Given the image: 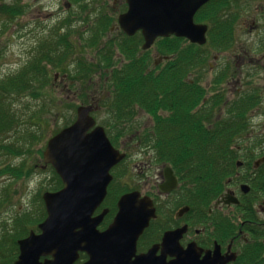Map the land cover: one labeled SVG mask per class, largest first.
I'll return each mask as SVG.
<instances>
[{
  "label": "flooded vegetation",
  "instance_id": "flooded-vegetation-1",
  "mask_svg": "<svg viewBox=\"0 0 264 264\" xmlns=\"http://www.w3.org/2000/svg\"><path fill=\"white\" fill-rule=\"evenodd\" d=\"M19 3L22 5L21 0ZM118 8L120 13L116 21L108 25L110 38L107 40L114 46L117 41H128L137 48H134L136 58L141 59L150 50L143 49L141 30L128 35L118 23L119 15L128 10L127 0H117L112 6H106L105 11L109 16L113 14L109 9L116 14ZM193 21L206 25L204 43L176 35L167 39L158 37L152 43L151 47L158 40H168L167 52L155 51L157 58L153 59L152 68L160 67L165 61L166 69L179 77V82L169 87L168 96L156 94L150 108L133 107L118 123L119 137L113 138L112 143L125 157L111 171L124 163L131 166L128 152L118 147L124 138L133 143V148H128L141 153L139 147L146 141L145 137H140L145 130L140 129L143 117L147 116L146 122L152 128L146 130L148 141L154 136L157 120L166 119L174 127H183L182 137L172 136L176 142H184L186 151L177 153L181 160L176 162L175 153L168 152L164 143L158 146L157 139L150 147L152 154L148 160L146 154L143 157L145 164L155 167V186L150 196L155 216L138 238L136 251L146 252L152 246L158 252L174 251L175 247L183 251H201V255L206 251H219L222 256L231 257L226 264H264V125L258 126L253 121L258 107L254 109L252 99L254 95L262 96L264 103V83L254 84L246 72L240 75L239 81L234 79L238 68L243 66L261 65L264 69V0H207L196 10ZM240 30L249 39L238 41ZM209 41L210 49H204ZM230 48L234 59L223 60L222 54ZM212 49L213 61L217 64L214 66L208 58ZM119 53L123 60L127 59L123 51ZM205 69L211 74L210 79H206ZM261 78L264 80L263 75ZM236 83L239 89L234 92L230 86ZM107 95H111L109 91L102 96L98 90L94 91L86 106L99 107ZM165 97L168 105L162 109L160 101ZM207 139L211 145L204 144ZM208 159L215 160L210 163L215 165L214 177L208 175ZM40 167L47 166L41 164ZM130 191L149 196L134 188ZM104 208L108 207L105 204L98 207L94 215ZM104 219L100 230L111 222L105 224ZM31 231L40 232L38 228L27 230L24 237ZM170 232L175 233L168 235L165 241L164 235ZM11 252L13 258L9 264L19 255V251ZM6 253L0 251V262ZM88 258L85 251H77L75 258L66 256L61 264L70 261L71 264H84ZM166 259L172 257L167 254ZM49 260H53L51 254L41 255L38 261L43 264Z\"/></svg>",
  "mask_w": 264,
  "mask_h": 264
},
{
  "label": "rangeland",
  "instance_id": "rangeland-1",
  "mask_svg": "<svg viewBox=\"0 0 264 264\" xmlns=\"http://www.w3.org/2000/svg\"><path fill=\"white\" fill-rule=\"evenodd\" d=\"M0 1L7 4L13 0ZM116 2L117 0H21L23 11L11 21L4 12L0 11V93L6 92V81L4 82L2 79L23 69L26 62L37 55L42 42L45 44V50L43 53L39 51V54L42 53L40 58L45 54L50 44L56 45V49L49 54L60 58L66 53L64 42L68 41L72 46L70 54L66 58L70 72L62 71V68H54L48 64L50 79L39 97L32 98L28 92L22 95L9 92L11 95L7 102L10 104V113L12 114V110L14 113L17 111L24 121L13 124L12 129L7 128L3 134L4 140L7 141L4 143L9 144L14 140L21 143L24 141L23 137H27L28 131L36 133L25 141L26 148H23L21 153L0 154V251H7L0 264L11 263L13 258L11 251H18L17 245L14 247L11 243V238H20L27 230H33L37 226L44 211L41 195L44 191L52 190L56 184L57 175L52 167L47 166L44 169L40 167L43 164L42 151L47 140L76 119L77 107L81 104L87 105L86 101L94 91L98 90L101 96L109 91L110 99L116 100L118 87L110 80H113L111 76L115 69L119 68L122 61L124 62L126 59L123 60L117 45L112 46L111 54L108 55L109 62L100 59V55L105 54V49L109 45L107 40L110 38L108 25L114 19L116 21L117 15L120 13L119 8L116 14L115 10L113 12L112 9H109V12L113 14L108 16V12L105 11L106 6H112ZM103 13H106L109 19L100 18ZM100 23L102 24L100 25ZM105 25L106 27H104ZM239 25H241V21H239ZM94 33L98 36V40L94 45L89 46L90 38ZM112 35L117 36L116 33H112ZM244 39H249V37L243 35V31L240 30L238 41ZM166 44H168V40H158L147 51L149 68L153 66V59L157 58L155 51ZM211 45L209 41L204 45V49H210ZM161 53H163L162 49ZM213 54L214 49L210 54L208 53L212 66L217 65L213 61ZM231 56V48L222 54L223 60L225 58L234 59V56L232 58ZM166 64L163 61L155 72L163 71L165 74V71L168 70ZM77 69H80V72L85 69L86 76L79 79L75 75ZM203 72L206 73L207 69ZM243 72L251 75L254 84L264 83L261 78V75L264 76V69L261 65L249 64L247 67L238 68V74L234 79L239 81ZM79 74L82 75V73ZM206 77V79H210L211 74L207 72ZM230 87L235 92L239 89V83L232 84ZM107 96L103 99L104 101L109 98ZM255 98L254 109L258 108L255 110L253 121L261 126L264 125L263 97ZM104 104L108 105L107 100ZM105 106L104 108L101 106L99 112L94 113L93 116L97 124L104 127L108 136L111 139H116L119 137V128L111 126L110 115L107 114ZM146 120L147 116L140 119L142 126L140 129H145L140 135L141 138L146 137V130H152L150 123ZM3 124L6 126L5 121ZM144 139L146 141L141 145V148L139 147L141 153L130 149L133 148V143L127 138H124L118 145L120 149L128 152L127 160L131 166L128 167V163H124L113 169L114 180L110 185V194L105 202V206L108 208L115 204L119 195L124 191L134 188L149 196L153 193L155 167L145 163L152 154L150 147L156 139L154 141ZM145 154L146 159L143 158ZM125 168L127 171L124 170ZM10 171H15L16 174H11ZM26 212H30V215L35 219L26 216L21 224L20 233L12 234L15 232L12 226L14 219L23 216ZM149 231L151 232V229ZM5 234L9 238H7V242L3 240Z\"/></svg>",
  "mask_w": 264,
  "mask_h": 264
},
{
  "label": "water",
  "instance_id": "water-1",
  "mask_svg": "<svg viewBox=\"0 0 264 264\" xmlns=\"http://www.w3.org/2000/svg\"><path fill=\"white\" fill-rule=\"evenodd\" d=\"M206 1L127 0L128 10L119 15L118 23L128 35L141 30L144 49L157 37L171 34L204 43L206 25L195 24L193 16ZM92 110V106H79L75 122L48 140L44 163L54 167L63 187L43 193L47 215L38 225L40 233L31 231L18 240L20 254L13 264H41L39 257L47 254L53 260L43 264H61L66 256L75 258L77 251L87 252L84 264H226L231 257L219 251H206L201 256V251L175 247L157 254L152 246L137 253V240L155 216L151 199L138 191L123 194L111 223L104 230L98 229L107 209L95 216L93 213L106 197L112 180L110 169L124 155L112 146L101 126L90 130L95 125ZM174 233H166L165 241ZM167 254L174 258L166 260Z\"/></svg>",
  "mask_w": 264,
  "mask_h": 264
},
{
  "label": "trees",
  "instance_id": "trees-1",
  "mask_svg": "<svg viewBox=\"0 0 264 264\" xmlns=\"http://www.w3.org/2000/svg\"><path fill=\"white\" fill-rule=\"evenodd\" d=\"M20 0H15L14 2L5 5L3 4L1 6L2 11L5 12L7 18L9 21L15 19L17 15H19L23 11L22 5L19 3ZM79 1V0H75ZM108 16L101 15L100 18H107ZM99 18V19H100ZM102 23H100L101 25ZM100 31V30H99ZM93 35L90 38L89 46L94 45L95 42L98 40V36ZM165 41H167L165 39ZM131 44H134V41H130ZM108 47L105 49V54L100 55V59L105 60L106 62H109L108 55L111 54L112 46H114V43L112 41H108ZM118 46L119 52L123 51V54L126 56V62L123 64H120V67L115 69L113 72V76H111L110 80L115 83L118 87V93L116 95V100H111L110 97L107 98L108 105L105 106V101H102L99 105V108L101 106L104 108V106L107 108V114L110 115V120L112 124L111 126L114 128H118V123L122 121L124 117L127 116L128 110H132L133 107H141V108H150V106L154 103H151L152 98L156 97V94H166L168 96L169 93V87H172L171 85H175L179 82V77L173 76L169 70L165 71V74H163V71L159 73V71L155 72L157 68L148 69L146 68L148 66V55L143 54L142 58H136L134 48L135 46L130 45L128 41H124L122 43H115ZM137 46V45H136ZM168 44L165 46L160 47L163 52H167ZM65 47V54L60 57H53L49 53L56 49V45H48L45 54L40 58L39 56L44 52L45 50V44H41L39 47V51H41V54H38L37 56H33L30 58L28 62H26V65L21 69L20 71L12 74L9 77H5L2 80L5 82L6 86V92L0 93V154H18L21 153V150L23 148H26L25 141L32 138L35 131H28L27 137H23L24 141L21 143H18V141L14 140L12 143L6 144L4 142H7L4 140L5 136L3 135L4 132L7 130V128H11L13 124L15 125L17 122L24 121L20 118V116L17 114V111L14 113L12 110V114L10 113V104H8L7 99L11 95L9 92H14L17 95H22L23 93H30L32 98L39 97L42 94V90L44 86L46 85L49 78V68L48 64H50L54 68H62V71L68 70L67 66V57L69 56V51L71 50L72 46L71 44L66 41L64 42ZM132 49V50H131ZM137 49V48H136ZM147 53V52H146ZM80 69H77L76 74L79 79H82L86 76L85 69L84 71L80 72ZM68 72H70L68 70ZM79 73H82L80 75ZM65 74V73H64ZM84 74V76H83ZM83 76V77H82ZM158 77V78H157ZM160 107L162 109H165L168 105L167 97H165L162 101H160ZM160 108V109H161ZM99 112L98 110L95 111V113ZM111 115H113L111 117ZM6 122V126L3 124V122ZM113 123L115 125H113ZM240 123V122H239ZM176 124V123H175ZM38 126V123L36 124ZM179 128V129H178ZM174 127L169 121L166 119H162L160 122L156 123L155 126V132L153 133V137H151V140L154 141V139H157V145L160 146L164 143V146L168 147V152H174V160L177 162L181 160L178 156V152H184L186 151L184 148V142L180 141L179 143L176 142V140L173 139L174 137H182L183 136V127ZM171 136V139H168V137ZM146 138V137H145ZM3 139V140H2ZM15 142V143H14ZM205 145H211L210 141L207 139V141L204 143ZM178 145V146H177ZM30 146V145H29ZM27 146V147H29ZM207 146V145H206ZM166 160H169V158H166ZM213 159H208V175L210 177L215 176V165H210L212 163ZM11 174H16L15 171H10ZM61 182L58 177H56V184L52 189H57L60 187ZM44 209V208H42ZM115 212V206L113 205L110 207V211L107 215V221L110 220ZM45 215V212L43 211V214L41 215V219H43ZM26 216H29L30 219H35L30 215V212H26L23 214V216L16 217L13 221V228L15 229V232L12 234H19L21 231V224L23 223V220ZM38 218V217H37ZM40 219V220H41ZM27 231L24 235H26ZM15 234V235H16ZM14 235V236H15ZM23 235V236H24ZM7 234L3 237V240L7 242ZM9 239V238H8ZM1 240V239H0ZM11 243L16 246V239L11 238ZM11 244V246H12Z\"/></svg>",
  "mask_w": 264,
  "mask_h": 264
}]
</instances>
